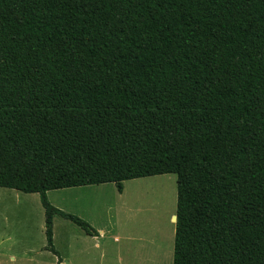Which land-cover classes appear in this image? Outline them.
I'll list each match as a JSON object with an SVG mask.
<instances>
[{
    "label": "trees",
    "instance_id": "obj_1",
    "mask_svg": "<svg viewBox=\"0 0 264 264\" xmlns=\"http://www.w3.org/2000/svg\"><path fill=\"white\" fill-rule=\"evenodd\" d=\"M176 174L173 264H264V0H0V188Z\"/></svg>",
    "mask_w": 264,
    "mask_h": 264
},
{
    "label": "rangeland",
    "instance_id": "obj_2",
    "mask_svg": "<svg viewBox=\"0 0 264 264\" xmlns=\"http://www.w3.org/2000/svg\"><path fill=\"white\" fill-rule=\"evenodd\" d=\"M176 174L49 191L56 208L85 220L89 236L70 220L54 219L47 251L41 196L0 188V264H173L177 211Z\"/></svg>",
    "mask_w": 264,
    "mask_h": 264
},
{
    "label": "water",
    "instance_id": "obj_3",
    "mask_svg": "<svg viewBox=\"0 0 264 264\" xmlns=\"http://www.w3.org/2000/svg\"><path fill=\"white\" fill-rule=\"evenodd\" d=\"M173 219H174V222L176 223L177 222V216L175 215Z\"/></svg>",
    "mask_w": 264,
    "mask_h": 264
},
{
    "label": "crops",
    "instance_id": "obj_4",
    "mask_svg": "<svg viewBox=\"0 0 264 264\" xmlns=\"http://www.w3.org/2000/svg\"><path fill=\"white\" fill-rule=\"evenodd\" d=\"M3 189H5V188H3ZM20 192V191H19Z\"/></svg>",
    "mask_w": 264,
    "mask_h": 264
}]
</instances>
